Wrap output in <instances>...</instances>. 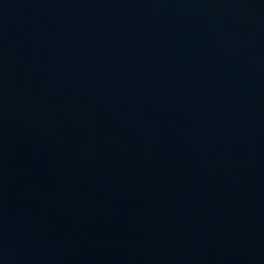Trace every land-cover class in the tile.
Returning <instances> with one entry per match:
<instances>
[{"label":"water","instance_id":"water-1","mask_svg":"<svg viewBox=\"0 0 264 264\" xmlns=\"http://www.w3.org/2000/svg\"><path fill=\"white\" fill-rule=\"evenodd\" d=\"M0 264H264V0H0Z\"/></svg>","mask_w":264,"mask_h":264}]
</instances>
